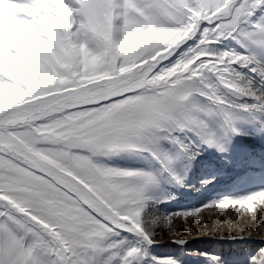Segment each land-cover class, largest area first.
<instances>
[{"label":"snow or ice","instance_id":"obj_1","mask_svg":"<svg viewBox=\"0 0 264 264\" xmlns=\"http://www.w3.org/2000/svg\"><path fill=\"white\" fill-rule=\"evenodd\" d=\"M242 141L258 187L163 208ZM230 206L264 231V0H0V264H226L154 245Z\"/></svg>","mask_w":264,"mask_h":264},{"label":"rangeland","instance_id":"obj_2","mask_svg":"<svg viewBox=\"0 0 264 264\" xmlns=\"http://www.w3.org/2000/svg\"><path fill=\"white\" fill-rule=\"evenodd\" d=\"M248 148V144L242 141L235 152L236 163L232 167L225 168V164L232 162L223 159L214 150L204 154L200 163L194 164L190 173V187L174 189L175 199L170 201L163 208L168 211L178 209H190L199 207L205 201L222 197L229 194H243L248 190L260 185L259 171L246 173L241 171V161ZM260 149L257 148V151ZM205 171L215 172L216 179L209 185L201 186L199 178ZM255 177L250 180L249 176ZM259 213L261 206L255 204ZM222 213H227L224 215ZM264 215V214H262ZM177 226L176 235H170L163 230L157 237V244L154 251L160 256L184 253H208L226 261V264H244L247 254L260 246L261 238H264V231L260 230V224L254 220L252 214L245 211L237 214V209H203L199 217H188L185 221L179 218L174 222ZM191 229V230H189ZM253 230V237L246 240H232V236H240L247 230ZM184 239L187 245L180 246L171 241ZM185 264H210L208 259L199 255H185Z\"/></svg>","mask_w":264,"mask_h":264}]
</instances>
